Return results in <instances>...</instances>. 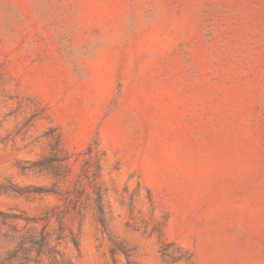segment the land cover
Segmentation results:
<instances>
[{"label": "rangeland", "instance_id": "obj_1", "mask_svg": "<svg viewBox=\"0 0 264 264\" xmlns=\"http://www.w3.org/2000/svg\"><path fill=\"white\" fill-rule=\"evenodd\" d=\"M0 264H264V0H0Z\"/></svg>", "mask_w": 264, "mask_h": 264}]
</instances>
